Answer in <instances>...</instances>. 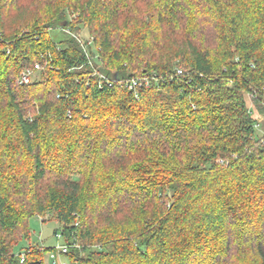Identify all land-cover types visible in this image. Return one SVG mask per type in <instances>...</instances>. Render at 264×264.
<instances>
[{
	"label": "trees",
	"instance_id": "trees-1",
	"mask_svg": "<svg viewBox=\"0 0 264 264\" xmlns=\"http://www.w3.org/2000/svg\"><path fill=\"white\" fill-rule=\"evenodd\" d=\"M259 111L264 0H0V264H264Z\"/></svg>",
	"mask_w": 264,
	"mask_h": 264
},
{
	"label": "rangeland",
	"instance_id": "rangeland-1",
	"mask_svg": "<svg viewBox=\"0 0 264 264\" xmlns=\"http://www.w3.org/2000/svg\"><path fill=\"white\" fill-rule=\"evenodd\" d=\"M69 14L75 13L73 11H67ZM69 30V29H67ZM70 31V30H69ZM81 39H87L86 31L79 33ZM50 37L53 41L58 42L59 40L65 37V34L61 31L51 30ZM248 105L250 103L248 102ZM260 121V125L257 127V137H261L264 134V115L259 111V114L256 112L254 115ZM48 218L47 222H41V219L44 218H33L29 223V237L25 239L16 251L21 250L30 245H40L43 248L47 249V252L43 254V264H67V259L63 255L54 254L56 248L64 244L61 238L56 237L54 233H60V227L53 219ZM59 236V235H58ZM19 249V250H18Z\"/></svg>",
	"mask_w": 264,
	"mask_h": 264
},
{
	"label": "built area",
	"instance_id": "built-area-1",
	"mask_svg": "<svg viewBox=\"0 0 264 264\" xmlns=\"http://www.w3.org/2000/svg\"><path fill=\"white\" fill-rule=\"evenodd\" d=\"M55 30H57V31L59 30L67 36L74 37L77 40V42L80 43V45L83 49V53L85 54L87 61H88L87 64H91V55L87 51V46L89 48L92 45V38L81 39L80 37L75 36L69 30H67L66 28H63V27H59ZM43 58H44V56L39 55L40 60ZM45 66H46V64L42 65L40 63V61H37V62L33 63L32 66L22 69L16 78V81H15L16 85H18V86L31 85L32 83H34V81H36L39 78L38 77L39 73L44 69ZM178 74H180V71H178ZM92 75H98V73L94 72ZM98 77L102 82H105L108 87H110L111 84L114 82L113 79H108L107 76L103 75V74H99ZM125 85H126L127 89L130 91H133V95L135 97H137V91L136 90L142 86L147 87L149 85V82H148L147 78H142V79L133 78L130 81L126 82ZM67 250H68L67 245H61L58 248H56V254L63 255L65 253H67ZM22 259H23V256L21 255L20 260H22Z\"/></svg>",
	"mask_w": 264,
	"mask_h": 264
}]
</instances>
